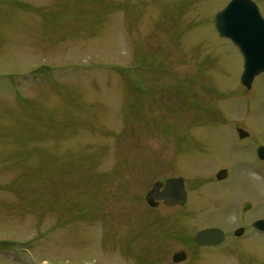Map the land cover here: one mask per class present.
<instances>
[{"label":"rangeland","instance_id":"rangeland-1","mask_svg":"<svg viewBox=\"0 0 264 264\" xmlns=\"http://www.w3.org/2000/svg\"><path fill=\"white\" fill-rule=\"evenodd\" d=\"M228 1L0 0V264H173L223 221L232 207L196 210L233 157L225 110L264 127V73L242 95L214 27ZM257 167L225 183L263 197ZM178 176L188 207H150Z\"/></svg>","mask_w":264,"mask_h":264},{"label":"flooded vegetation","instance_id":"flooded-vegetation-1","mask_svg":"<svg viewBox=\"0 0 264 264\" xmlns=\"http://www.w3.org/2000/svg\"><path fill=\"white\" fill-rule=\"evenodd\" d=\"M252 89H245L241 94H248ZM229 107L231 108L225 110L227 113L225 118L231 117L228 122L226 121V126L228 124L227 130L232 132L230 137L232 144L230 143L227 149L233 157L219 160L221 164H224L215 173L216 187L209 190L211 193L204 192L207 194L206 200H210V202L202 201L196 212H201L208 206L215 207L218 212L225 211V207L228 206L232 207V210L228 211L227 216L220 223L203 222V227L187 237L181 249L174 252H183L184 256L181 262H172L173 264H264V196L251 193L235 195L232 188L228 187L231 184L225 183L230 180L235 165L243 162L258 165L257 168H248L247 171L259 173L258 171L262 170L264 172V157L258 156V149L264 147V127L253 126L247 115L240 116L235 112L233 106ZM218 112L220 122H223L224 118L221 119L223 110L219 108ZM239 119H241V123L236 122ZM240 132L244 135L241 136ZM220 171L224 172L223 176L217 178L216 175ZM184 184L187 194L184 204L186 209L190 203V194L186 189L185 180ZM201 195L198 194L199 197ZM198 196L195 195L196 200ZM192 218H196V216L186 213L183 221L188 222L187 220ZM206 229H216L217 231L202 241L196 242L197 233Z\"/></svg>","mask_w":264,"mask_h":264},{"label":"water","instance_id":"water-1","mask_svg":"<svg viewBox=\"0 0 264 264\" xmlns=\"http://www.w3.org/2000/svg\"><path fill=\"white\" fill-rule=\"evenodd\" d=\"M214 25L221 37L230 39L243 55V72L241 83L250 89L255 76L264 72V18L257 4L252 0H230L227 5L217 12ZM240 135L244 133L240 132ZM258 154L264 157V147L259 148ZM223 171L217 173L221 178ZM145 200L151 207H156L162 200L166 206L184 205L186 191L182 177L169 178L164 183L157 181L146 194ZM216 230H204L197 234L196 241L203 240ZM182 252L173 255L172 260L179 262L183 259Z\"/></svg>","mask_w":264,"mask_h":264}]
</instances>
